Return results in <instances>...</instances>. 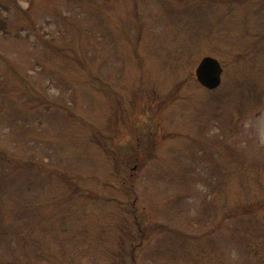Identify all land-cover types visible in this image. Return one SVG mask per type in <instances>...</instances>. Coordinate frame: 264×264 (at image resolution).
<instances>
[{
	"label": "rangeland",
	"instance_id": "374dc122",
	"mask_svg": "<svg viewBox=\"0 0 264 264\" xmlns=\"http://www.w3.org/2000/svg\"><path fill=\"white\" fill-rule=\"evenodd\" d=\"M28 16L37 39L55 47L0 38V55L22 73L21 81L0 64V151L12 159L0 161V264L56 256L58 264H160L183 240L174 231L194 236L208 225L221 246L231 220L211 195L236 173L250 172V183L264 171V0H0V18ZM203 49L230 61L218 93L189 77ZM163 56L178 74L167 91L148 61ZM122 83L131 86L124 96L115 89ZM134 217L136 239L125 237ZM92 221L117 224L105 261L93 247L96 226L92 247L68 231ZM223 249L249 262L243 250Z\"/></svg>",
	"mask_w": 264,
	"mask_h": 264
},
{
	"label": "trees",
	"instance_id": "16d2710c",
	"mask_svg": "<svg viewBox=\"0 0 264 264\" xmlns=\"http://www.w3.org/2000/svg\"><path fill=\"white\" fill-rule=\"evenodd\" d=\"M138 3V2H137ZM140 3V2H139ZM137 6V4L135 5ZM170 9L172 10H176L174 7H172L171 5H167ZM186 7V6H185ZM26 17V16H25ZM27 19V23L24 25H20V23L23 21H25ZM18 20L21 21L18 23ZM36 24L34 21H32L29 16L27 18H0V38L3 41L6 42H10L12 41H17V42H21L23 40H28L30 42V46L32 49H40V50H44L43 46L45 47V49L48 51L50 49L53 48L54 46V42L53 41H42L40 39H34V40H29V35L31 36V34L29 35H24L21 36V33H26V32H30V30L32 31V33L34 35H36L37 33L36 31ZM55 47V46H54ZM58 51H64L62 48H57ZM130 50H125V52H129ZM77 63L80 65V63L82 64V60L76 58ZM0 62H3L7 65V67H10L8 60L4 59L3 56H0ZM8 73L12 74L14 71L13 69H10L9 71L6 70ZM13 71V72H12ZM19 73H21V71L16 70V73L14 72V74L16 75L15 78L21 79L22 81V75H18ZM94 81L96 80V77L93 76ZM12 81V80H10ZM87 83H90L89 81H87ZM9 87V86H8ZM14 87V86H13ZM12 87V88H13ZM11 88V89H12ZM86 89H88V87H86ZM101 89V87H100ZM84 91V90H83ZM88 91V90H87ZM173 91V90H172ZM68 92L69 95H73L72 91H66ZM74 92V91H73ZM13 94H17V93H13ZM11 94V95H13ZM107 94V93H106ZM175 97H183L180 96L179 93H172V95H175ZM29 98L33 100L34 98V94L30 93ZM184 98V97H183ZM37 99V101L40 103L43 101V103L45 102L44 100H41L42 98H35ZM182 99V98H181ZM42 103V104H43ZM100 113L97 112L93 115V119L92 122L93 124L97 123L99 121L98 119V115ZM102 115V114H100ZM102 119V118H101ZM103 122V120H102ZM205 141H202V143H204ZM199 146L201 145V147L204 144L199 143ZM147 151V149L145 150V152ZM143 151V153H145ZM154 154L155 150L153 149H149V153ZM125 158V157H124ZM11 158L8 157L7 154H4L3 152L0 151V161L4 162H9L11 163ZM133 160V156L132 154H130L129 156H127L124 159V164L126 167H128L130 164V161ZM137 165V163H136ZM135 166V165H134ZM262 170V169H261ZM262 174H258L256 178H258L256 181L259 183H255L258 187V191L255 194H252L251 196L248 195L251 192L250 189V185L246 184L244 182H242L240 184V188L242 189V193L244 195V197H240V196H234L233 198H229L230 196H227V200L230 201L231 203H233V205H230L231 207L228 208L222 218V220L224 221V219L227 220H231L230 224L228 225V228L226 230V239L223 240L222 245H218L215 242V240H211V235L214 233L212 231L207 232L204 237L208 238L210 242H212V248H214L216 246V249L213 253V256L211 258V262H207L205 261L204 263H200V264H239V262H232L234 261L233 259H229L228 257H225V254L223 252L220 251V249L222 248V250H224V247H228V246H235L237 251H244L245 255H246V260H248V263H240V264H264V183H261V180L259 178H261ZM134 224L135 226L133 228L136 229L133 230L132 229V234L130 230H128V228H125L126 231V235L125 237H127V235L129 234V236H133L134 239H136V236H140L141 233L143 232L142 228H140V224L139 222L141 220H138L136 217H134ZM141 219H143V217H140ZM137 219V222H136ZM92 225L96 226V238L99 239L97 240L95 238V241H93L94 244V248H95V243L97 241V245H98V249L95 248V251L98 253L96 255H101L106 253L109 248H110V236L108 235V231L112 230V228H109L112 223H110L109 225H105V222H101L100 224H96L94 221L91 222ZM99 227H98V226ZM214 230V229H213ZM140 233V235H139ZM106 237V238H105ZM141 237V236H140ZM134 241V240H132ZM132 243V242H131ZM211 248V249H212ZM101 249V251H100ZM106 249V251H104ZM220 255L218 258V256L216 255ZM50 257H48L47 259H49ZM50 260H53L50 259ZM240 262H243V260L241 259ZM55 263V262H54ZM48 264V263H46Z\"/></svg>",
	"mask_w": 264,
	"mask_h": 264
},
{
	"label": "water",
	"instance_id": "95a60500",
	"mask_svg": "<svg viewBox=\"0 0 264 264\" xmlns=\"http://www.w3.org/2000/svg\"><path fill=\"white\" fill-rule=\"evenodd\" d=\"M220 68L210 59H205L196 71L197 80L205 87L213 89L219 84Z\"/></svg>",
	"mask_w": 264,
	"mask_h": 264
}]
</instances>
